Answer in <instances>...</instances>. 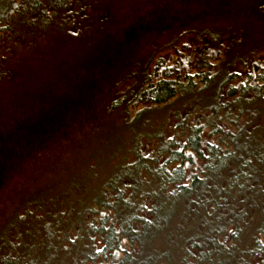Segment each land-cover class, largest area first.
Returning <instances> with one entry per match:
<instances>
[{"label": "rangeland", "instance_id": "1", "mask_svg": "<svg viewBox=\"0 0 264 264\" xmlns=\"http://www.w3.org/2000/svg\"><path fill=\"white\" fill-rule=\"evenodd\" d=\"M73 4L71 17L65 18L67 28L57 21L33 26L29 31L37 33L24 39L0 41V63L22 79L6 78L0 85L1 160L7 157L4 162L20 161L21 166L33 162H22L18 143L8 145L15 136L18 139L20 116L49 114L51 125L58 123L52 132L57 143L61 142L57 152L50 149L51 156L42 160L47 183L52 184L49 189L54 191L53 201L44 211L25 213L21 209L34 190L32 182L12 190L17 183L7 181L0 191V257L15 255L17 248L21 261L72 264L73 248L69 253L58 248L62 235L75 226L78 209L102 190L119 165L135 159V149L141 147L147 157L161 137L165 141L174 138L178 144V138L186 137L192 125L201 124L206 127L202 136L215 144L226 141L229 145L228 137L238 134L251 136L253 143L245 138L239 156L261 144L255 135L264 129V101L243 114L220 110L213 115L202 110L203 100H197L198 96L185 95L155 106L143 101L139 91L146 87L147 79L166 77L165 69L177 62L182 76L195 79L196 92L204 77L212 79L229 70L242 76L232 85L243 86V75L254 72L264 56V0H75ZM20 29L16 31H23ZM66 31L69 36L63 33ZM160 60L166 65L159 66ZM198 61L205 68H197ZM23 81L33 85L37 96L16 94ZM212 94L208 89L205 98ZM227 94L228 89L223 96ZM227 102H231L228 97L223 103ZM8 104L10 109L2 110ZM52 105L56 107H49ZM258 175L263 188L260 199H264V163ZM71 180L80 183L76 191L68 186ZM246 207L250 208L242 224L247 230L259 223L261 213L256 203ZM59 226H64L58 230L60 238ZM65 244L69 245L66 240ZM36 248V254L31 253Z\"/></svg>", "mask_w": 264, "mask_h": 264}, {"label": "trees", "instance_id": "2", "mask_svg": "<svg viewBox=\"0 0 264 264\" xmlns=\"http://www.w3.org/2000/svg\"><path fill=\"white\" fill-rule=\"evenodd\" d=\"M73 2L75 0H48L46 4L38 0H0V41L11 43L16 38L24 39L37 33L29 29L57 21L60 27L67 28L65 18L71 17ZM19 28L23 31H16ZM63 33L70 35L68 31ZM261 58L254 72L243 75L246 81L240 87L233 86L232 82L242 76H235L229 70L212 79L204 77L196 92L195 79L182 76L177 65L180 62H177L165 69L166 77L147 79L146 87L139 93L143 101L155 106L194 95L198 96L197 100H203L202 110L213 115L220 110H237L243 114L264 101V56ZM202 64L198 61L197 68H205ZM0 65V85L6 78L14 81L19 77L11 70L6 71L3 63ZM158 65L166 64L160 60ZM16 89V94L23 95L37 91L24 81ZM208 89H212L213 94L205 98ZM226 89L231 102L224 104ZM6 107L2 110L10 109ZM140 115L141 112L137 113L134 120ZM49 116L47 113L20 116L15 133L18 139L15 136L14 141L8 143L11 146L18 143L21 160L33 162L21 166L19 161L10 165L4 162L7 157L1 160L0 156V191H4L7 181L17 183L12 190L21 183L32 182L34 190L21 206L25 213L42 212L46 204L53 201L54 191L49 189L52 184L47 183L42 160L57 152L61 142L57 143L59 139L52 132L58 123L51 125ZM225 116L230 119L229 112ZM205 128L201 124L192 125L185 139L178 138V144L174 138L165 141L161 137L147 157L142 155L141 147L135 149V159L119 165L116 173L104 182L102 190L89 196L87 204L78 209L75 226L62 235L58 250L69 253L73 248L72 264H264V199H260L263 188L258 175L264 163V129L260 135H255L261 144L239 156L240 144H246L245 138L252 142L251 136L228 137L229 145H225L226 141L222 144L226 146L224 149L231 147L232 150H224L220 142L205 140L202 136ZM215 129L223 131L219 126ZM241 137L243 142H240ZM48 141L55 144L54 147H50ZM190 155L199 160L196 171L189 170V165L193 164ZM68 186L76 191L80 183L72 181ZM253 203L259 205L260 221L246 230L242 224L250 208L246 204ZM64 214L65 211L60 212ZM63 227L57 228L58 238L61 234L58 230ZM38 249L31 253L36 254ZM14 254L1 256L0 263L40 264L37 260L21 261L17 248Z\"/></svg>", "mask_w": 264, "mask_h": 264}, {"label": "flooded vegetation", "instance_id": "3", "mask_svg": "<svg viewBox=\"0 0 264 264\" xmlns=\"http://www.w3.org/2000/svg\"><path fill=\"white\" fill-rule=\"evenodd\" d=\"M191 157H193V164L189 165V170L192 171V169L194 171H196L199 168V160L197 157H194V155H190Z\"/></svg>", "mask_w": 264, "mask_h": 264}]
</instances>
